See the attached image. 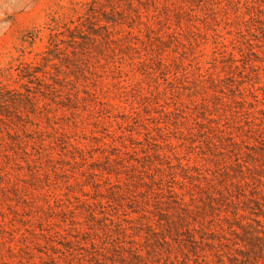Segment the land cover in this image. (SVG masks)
I'll return each instance as SVG.
<instances>
[{"label": "trees", "instance_id": "trees-1", "mask_svg": "<svg viewBox=\"0 0 264 264\" xmlns=\"http://www.w3.org/2000/svg\"><path fill=\"white\" fill-rule=\"evenodd\" d=\"M0 70V264H264V0H90Z\"/></svg>", "mask_w": 264, "mask_h": 264}, {"label": "rangeland", "instance_id": "rangeland-1", "mask_svg": "<svg viewBox=\"0 0 264 264\" xmlns=\"http://www.w3.org/2000/svg\"><path fill=\"white\" fill-rule=\"evenodd\" d=\"M90 0H0V70L31 61L48 34L74 19Z\"/></svg>", "mask_w": 264, "mask_h": 264}]
</instances>
